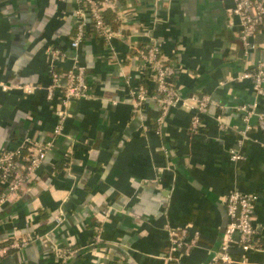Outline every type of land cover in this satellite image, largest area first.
<instances>
[{
  "label": "crops",
  "instance_id": "obj_1",
  "mask_svg": "<svg viewBox=\"0 0 264 264\" xmlns=\"http://www.w3.org/2000/svg\"><path fill=\"white\" fill-rule=\"evenodd\" d=\"M114 5L107 11L119 33L111 44L91 32L74 49L77 0H0V153L26 138L54 141L28 188L0 205V243L38 238L0 264H206L223 241L225 198L233 189L255 196L259 242L248 251L235 245L234 264H264V121L257 116L264 113V83L259 92L252 79H239L264 60V25L245 54L230 1ZM151 37L176 67L173 83L182 98L211 95L197 133L182 103L161 126L153 99L133 113L127 80L154 86L136 50ZM54 49L61 51L57 71L68 70L75 57L86 66L92 93L71 103L56 136L61 98L48 97ZM26 84L35 86L31 94ZM246 105L255 106L249 130ZM233 149L241 159H231ZM171 228L195 239L189 252L172 250ZM99 229L102 240L95 243ZM57 245L74 249V256L62 263Z\"/></svg>",
  "mask_w": 264,
  "mask_h": 264
},
{
  "label": "built area",
  "instance_id": "obj_2",
  "mask_svg": "<svg viewBox=\"0 0 264 264\" xmlns=\"http://www.w3.org/2000/svg\"><path fill=\"white\" fill-rule=\"evenodd\" d=\"M79 7L76 9V31L71 41V46L78 49L81 42L88 33H94L102 37L108 44L117 36L119 30L114 29L105 19L108 9L115 8L114 0H77ZM231 2V15L236 17L240 25V43L245 54L253 50L256 45L252 38L264 25V0H225ZM137 55L141 60L140 69L144 71L147 78L153 82V89L146 85L138 84L132 86L131 80L127 82L130 88L131 104L133 113L141 112L150 99L156 101L158 114L155 122L161 126L172 108L182 100L192 113L190 120V131L197 133L203 127L202 116L207 112L212 103L211 95L192 94L188 98H182L178 87L173 83L176 75V67L170 60L163 56L161 43L155 37L150 38L149 44L140 46ZM56 58L50 66L51 83L48 85V97L59 94L62 106L57 110L59 117L55 125L54 133L61 135L64 129V121L70 114L71 103L75 100L88 99L92 96L91 86L86 79V66L82 64L78 57L74 58L73 65L64 72H59L55 68V62L61 54L59 49L53 50ZM252 79L259 92H263L264 83V60L258 61L253 71H245L239 79ZM4 90L10 89L7 84H2ZM27 94H31L35 89L34 85L23 86ZM244 120L247 122L246 129H251L248 124L251 116L255 114V106H242ZM260 121H264V113L257 114ZM53 140L34 141L32 138L24 139L16 148L6 149L0 153V185L3 187L0 192V205L6 203L9 198L18 195L28 188L31 178L43 164L48 152L53 146ZM72 150L69 149L67 156L70 158ZM232 160L242 158L240 151L233 149L230 152ZM228 224L225 229L224 238L218 253L206 264H234L235 260L232 249L238 245L242 250L248 251L257 249L259 242L255 240L256 228L253 223V209L255 196L250 193L231 190L225 198ZM238 234V239L235 235ZM172 250L189 252L195 245L194 238L188 237L185 229H169ZM38 236L28 235L13 240L0 243V259L9 255L12 250L23 249ZM100 229L95 234V243L101 241ZM56 255L62 263L67 262L75 254L74 249L55 247Z\"/></svg>",
  "mask_w": 264,
  "mask_h": 264
},
{
  "label": "trees",
  "instance_id": "obj_3",
  "mask_svg": "<svg viewBox=\"0 0 264 264\" xmlns=\"http://www.w3.org/2000/svg\"><path fill=\"white\" fill-rule=\"evenodd\" d=\"M105 19H106L107 23H109L112 27L114 26V24H115V21H114V19H115L114 13H112L110 11H106V13H105Z\"/></svg>",
  "mask_w": 264,
  "mask_h": 264
},
{
  "label": "water",
  "instance_id": "obj_4",
  "mask_svg": "<svg viewBox=\"0 0 264 264\" xmlns=\"http://www.w3.org/2000/svg\"><path fill=\"white\" fill-rule=\"evenodd\" d=\"M182 103V100H180L179 102H178V104H181Z\"/></svg>",
  "mask_w": 264,
  "mask_h": 264
}]
</instances>
